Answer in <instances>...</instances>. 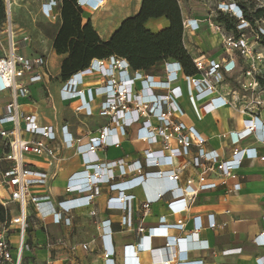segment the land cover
Listing matches in <instances>:
<instances>
[{"label": "built area", "instance_id": "2783aa9c", "mask_svg": "<svg viewBox=\"0 0 264 264\" xmlns=\"http://www.w3.org/2000/svg\"><path fill=\"white\" fill-rule=\"evenodd\" d=\"M100 1L77 0V3L81 10L85 7L96 10L101 5ZM60 2L41 0V13L50 22L58 20ZM4 3L6 17L0 29L7 34L8 47L0 55V93L9 94V101L0 106V203L7 208L9 218L0 223V264H22L31 218L42 221L50 218L54 224L70 226V213L90 206L101 184H108L110 190L118 194L108 199L109 206L113 203L112 209L126 211L128 202L134 196L124 192L143 184L146 196L141 207L144 212L151 203L162 200L170 211L181 214L174 224H165V219L161 217L156 226L147 229L142 224L144 215L133 229L136 252L150 250L160 253L161 264H203L202 260H189L187 254L183 255L180 251L184 248L183 240L169 236L168 230L183 227L184 212L189 204L186 197L191 198L200 190L215 188L218 184H225L228 178H235L244 160H264L256 147H264V120L252 115L242 120L241 129L228 131L225 136L233 150L229 159H221L215 150L206 151L203 148L206 139L196 128L182 121L184 111L177 101L181 94L180 86L174 84L179 79L183 80L188 101L198 117L207 106L218 109L233 103L234 99L229 100L219 94L220 85L230 80L253 96L252 106H246L245 111L253 110V106L264 108L260 83L264 77V50H257L254 45L264 38V17L256 18L252 23L245 17L243 6L229 0L217 2L202 20L184 18L183 38L188 32H198L202 26L221 34V56L212 58L201 54L191 57L196 69L193 75L186 74L177 60H164L163 75H155L132 69L125 58L115 55L104 59L93 58L86 67L61 81L59 90L60 98L68 102L73 112L84 116L95 114L107 120L97 137L82 143L80 137L72 135L67 124L60 127L58 136L51 125H40L35 113L20 110L19 99L30 96V85L43 82L50 74L45 56L23 52L28 49L29 38L14 33L12 1L4 0ZM218 14L226 16L234 27L226 29L222 22L217 21ZM87 20L82 14V25ZM95 73L101 80L95 85L87 84L86 77ZM133 125L138 126V139L151 145L160 142V148L144 150L142 161L136 159L130 164L122 160L99 161L96 150L108 145L118 146L119 136H124L126 129ZM249 137L254 139L255 145L242 147V141ZM173 143L175 146H172ZM193 146L196 147L194 154L191 151ZM62 148H75L81 155L82 164L81 169L66 180L65 193L71 197L53 206L48 202V193L37 191L38 187L47 186V174L35 169L30 159L44 158L49 164H54L61 160L59 149ZM186 167L199 169L197 183L187 179L185 186L179 187L180 171ZM112 168L117 169V175L111 172ZM130 174L134 175L128 180L115 182L117 177ZM211 174L218 180H209ZM149 179L159 182L158 191L154 194H149L151 192L145 186V181ZM232 188L238 190L240 183H234ZM90 214L94 215V210ZM262 219L264 224V214ZM122 223L130 225L129 216H123ZM193 223L195 229L201 228L200 216L193 217ZM208 225L215 226L213 216ZM100 227L103 230V264H114L110 220H102ZM12 235L16 236L15 240ZM158 237L166 239L162 247L152 244V239ZM255 241L264 246V230ZM58 242L63 244L62 240ZM171 243L179 244L177 252L170 249ZM80 247L88 249L86 243ZM70 249L75 250V246ZM132 250L130 245L124 246L126 255L123 264L138 263L131 255ZM256 261L257 264H264V256Z\"/></svg>", "mask_w": 264, "mask_h": 264}, {"label": "crops", "instance_id": "0c3cea01", "mask_svg": "<svg viewBox=\"0 0 264 264\" xmlns=\"http://www.w3.org/2000/svg\"><path fill=\"white\" fill-rule=\"evenodd\" d=\"M177 1L182 20L186 17L202 20L214 9L217 2H228L229 0L202 1L199 3L201 6L197 7V11H183V5L194 0ZM100 2L101 5L96 10L85 7L82 14L90 20L100 39L107 40L122 20L139 11L142 0H101ZM168 25L169 21L164 16L149 18L145 22V27L151 32H158ZM206 32L212 36V44L210 45L212 48L189 50L190 47L185 43V37L188 44H193L196 42L194 40L196 36ZM220 40V33H216L205 26H202L198 32L186 33L183 38L184 46L191 57L203 54L212 58H219L222 54ZM198 43L199 41L196 42L197 45H199ZM29 48L23 50L26 55L45 56ZM51 51L59 60L54 74L46 58L48 71L51 78L58 79L64 55H56L53 48ZM162 63L163 61L150 71L145 72L163 75ZM50 76L41 83L30 85V96L19 99L20 110L25 113H35L38 123L51 125L58 132V136L60 127L67 124L72 135L80 137L82 143H87L90 139L97 137L101 127L107 124V120L95 114L84 116L81 113L73 112L68 102L60 98V79L56 84L54 96L59 103L65 106V109L67 108L71 116L80 120L81 124L71 121L69 118L56 120V116H54L53 121L41 112L42 108L36 102L45 97L54 98L50 89ZM100 80L101 77L96 73L86 77V83L89 85H95ZM174 85L180 86L181 94L177 101L184 111L182 121L188 126L196 128L206 139L203 148L206 151L215 150L221 159H229L233 150L225 136L228 131L241 129L242 120L252 115L264 120V108L253 106V110H244L246 106H252L250 102L253 96L250 92L242 91L240 86L231 80L220 85L219 94L226 96L229 100L234 99L233 103L218 109L207 106L202 110L200 117L196 115L188 101L183 80L179 79ZM243 94L245 96L242 98ZM261 96H264V90H262ZM1 99L4 102L0 106H3L9 101V94H3ZM137 128V125L127 128L126 134L119 136L118 146L108 145L97 149L95 155L99 161L122 160L125 164H130L136 159L142 161L144 150L160 148V142L151 145L138 139L136 137ZM25 136L28 135L25 134ZM112 139L114 140L115 137ZM254 142V139L249 137L242 141L241 146H254ZM172 146L175 144L173 143ZM256 147L259 154L264 156V147L259 145ZM191 151L194 154L196 147L193 146ZM59 154L61 160L54 164H49L44 158L30 159L35 169L47 174V186L38 187L37 191L48 193V202L53 206H56L57 202L71 197L65 193L66 180L73 172L81 169L82 164L81 155L76 152L75 148L59 149ZM111 172L118 174L116 168H112ZM104 173L108 174L106 171ZM198 173L199 169L193 167L182 169L177 180L178 186L184 187L187 179H192L194 183H197ZM133 175L117 177L115 182L126 181ZM211 179L218 180L212 174L209 180ZM234 183H240L238 190H233L232 185ZM145 186L151 192L149 194H154L158 191L159 182L149 179L145 181ZM124 194L134 196L133 200L128 202V209L126 211L119 208L112 209L110 207L113 206V203H110L112 206H109L108 199L118 194L116 191L110 190L108 184H101L90 206L75 209L70 213L72 219L70 226L54 224L50 218L44 221L31 218L22 264H103L104 256L101 243L103 230L100 223L106 219L110 220L111 225V240L115 249L114 264L125 262L124 246L126 245H130V248L133 249L131 255L137 260V264H161L160 253L150 250L135 251L133 229L140 224L144 215L146 217L142 224L147 229L156 226L161 217L165 219V224H174L181 218V214L177 211H170L162 200L151 203L149 209L144 212L141 207L146 196L143 184L142 187L126 190ZM186 199L189 204L184 212V225L181 229H169L168 235L183 240L184 248L180 251L183 255L187 254L189 260H202L203 264H257L256 259L264 256V246H259L255 241V238L264 230L262 219L264 214V160L257 158L244 160L237 170L235 178H228L225 184L200 190L191 198L188 196ZM91 210H94V215L90 214ZM123 216H129L130 225L122 223ZM195 216H200L202 222V226L198 230L194 228L193 217ZM211 216L215 220L214 227L208 225ZM11 238L15 240L16 236L12 235ZM59 240H62L63 244H60ZM165 242L164 237L152 239V244L155 247H162ZM83 243L88 245V249L80 247ZM49 244H51V248L48 247ZM169 245L170 249L175 252L180 247L179 244L175 243ZM71 246H75V250H71ZM235 249L238 250L235 251Z\"/></svg>", "mask_w": 264, "mask_h": 264}, {"label": "trees", "instance_id": "16d2710c", "mask_svg": "<svg viewBox=\"0 0 264 264\" xmlns=\"http://www.w3.org/2000/svg\"><path fill=\"white\" fill-rule=\"evenodd\" d=\"M245 17H264L263 10L248 13ZM59 26L52 39L56 55H64L60 65L59 79L67 80L86 67L93 58L104 59L111 55L125 58L132 69L150 71L164 60H177L188 75L196 73L192 58L183 42V20L177 0H142L139 11L122 20L107 40H101L90 20L82 25V10L77 0H61L59 5ZM164 16L169 25L158 32L145 27L149 18ZM5 3L0 0V25L4 22ZM217 21L226 29L234 27L226 16L218 14ZM260 43L264 46V38ZM264 85V77L260 79ZM9 218L8 210L0 203V223Z\"/></svg>", "mask_w": 264, "mask_h": 264}, {"label": "rangeland", "instance_id": "374dc122", "mask_svg": "<svg viewBox=\"0 0 264 264\" xmlns=\"http://www.w3.org/2000/svg\"><path fill=\"white\" fill-rule=\"evenodd\" d=\"M12 8H11V20L14 33H17V36H21V34H25L28 36V48L33 50L36 53L44 54L48 59V63L55 74V68L57 66L59 58L54 56L52 53V39L53 36L59 26V21L50 22L46 19L40 10L41 0H11ZM211 2V0H194L191 3L183 5V11H197L201 5L200 2ZM237 2L243 3L245 9L248 13L253 14L257 9H262L264 14V0H235ZM185 16V15H184ZM194 40L199 41V45L194 42L193 44H188V40L185 37V43L190 47L189 50H203L202 48H210L212 44V36L208 34V32L204 34H200L196 36ZM257 50H264V46L258 42V44H254ZM215 46V45H213ZM8 47V38L7 34L4 33L3 30L0 29V55L7 50ZM212 48V47H211ZM210 48V49H211ZM209 49V50H210ZM59 81V76L57 78H51L50 76V89L53 95V99L50 97H45L41 101H37L36 103L42 108L41 112L47 115L51 120L54 121V116H56V120L68 119L76 121L78 124H81L80 120L71 116L68 112L67 108L59 103L56 99L55 95V87ZM262 89L264 90V85H262ZM3 93H0V104L4 102L1 99ZM47 96V95H46ZM55 108L53 109V107ZM51 248V247H49Z\"/></svg>", "mask_w": 264, "mask_h": 264}]
</instances>
